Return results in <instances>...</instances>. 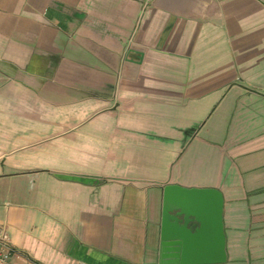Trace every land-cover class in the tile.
<instances>
[{
  "label": "crops",
  "instance_id": "0c3cea01",
  "mask_svg": "<svg viewBox=\"0 0 264 264\" xmlns=\"http://www.w3.org/2000/svg\"><path fill=\"white\" fill-rule=\"evenodd\" d=\"M166 186L264 264V0H0L8 264H158Z\"/></svg>",
  "mask_w": 264,
  "mask_h": 264
},
{
  "label": "water",
  "instance_id": "95a60500",
  "mask_svg": "<svg viewBox=\"0 0 264 264\" xmlns=\"http://www.w3.org/2000/svg\"><path fill=\"white\" fill-rule=\"evenodd\" d=\"M222 208L218 190L164 187L158 264L225 263Z\"/></svg>",
  "mask_w": 264,
  "mask_h": 264
},
{
  "label": "built area",
  "instance_id": "2783aa9c",
  "mask_svg": "<svg viewBox=\"0 0 264 264\" xmlns=\"http://www.w3.org/2000/svg\"><path fill=\"white\" fill-rule=\"evenodd\" d=\"M14 252L4 228H0V264H8L9 256Z\"/></svg>",
  "mask_w": 264,
  "mask_h": 264
},
{
  "label": "rangeland",
  "instance_id": "374dc122",
  "mask_svg": "<svg viewBox=\"0 0 264 264\" xmlns=\"http://www.w3.org/2000/svg\"><path fill=\"white\" fill-rule=\"evenodd\" d=\"M83 131V130H82ZM152 176H154V175H152ZM157 176V175H156Z\"/></svg>",
  "mask_w": 264,
  "mask_h": 264
}]
</instances>
